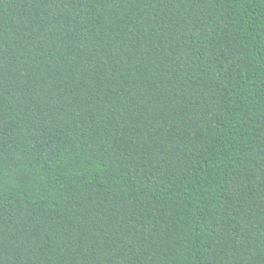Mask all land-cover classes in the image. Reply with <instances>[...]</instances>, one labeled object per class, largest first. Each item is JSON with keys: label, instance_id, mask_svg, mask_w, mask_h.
<instances>
[{"label": "trees", "instance_id": "1", "mask_svg": "<svg viewBox=\"0 0 264 264\" xmlns=\"http://www.w3.org/2000/svg\"><path fill=\"white\" fill-rule=\"evenodd\" d=\"M0 264H264V0H0Z\"/></svg>", "mask_w": 264, "mask_h": 264}]
</instances>
